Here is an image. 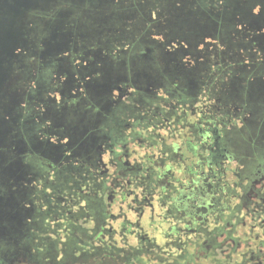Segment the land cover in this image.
I'll return each mask as SVG.
<instances>
[{"label":"flooded vegetation","instance_id":"obj_1","mask_svg":"<svg viewBox=\"0 0 264 264\" xmlns=\"http://www.w3.org/2000/svg\"><path fill=\"white\" fill-rule=\"evenodd\" d=\"M117 3H125L126 10ZM41 4L36 3L38 7ZM53 5L61 9L57 11ZM196 6V0H58L24 13L23 17L34 19L24 30L48 35L34 47L40 52L32 55L33 62H50L55 52H66L72 68L71 44L76 48L78 42L96 51L85 53L78 59L82 64L75 65L78 71H86L81 80L88 82L78 86L82 89L75 88L73 95L64 90L71 81L54 83L51 97L61 90L64 107L58 111L60 116H53L52 126L43 130L49 136L45 141L28 135L35 117L23 121L22 93L10 90L18 81L15 69L20 64V43L11 52L12 76L8 61L0 59V96L4 98L0 104V151L8 144L16 183L24 177L22 153L35 160L41 157L49 176L59 172L64 161V167H73L64 168V173L91 178L99 219L94 224L96 234L83 227V237L115 239L132 259L141 258V264H264V159L258 162L259 169L246 174L237 139L230 136V130L238 132L244 127V120L214 119L199 109L198 98L205 102L209 90L205 88L207 76L196 72L197 66L215 64L207 56L210 41L179 37L196 30L192 20ZM108 7L113 8V14L103 15ZM70 8L91 16L87 24L95 33L113 32L115 41L89 42L85 33L62 32L70 24ZM261 13L259 10L256 15ZM59 18L64 26L53 23ZM76 22L81 19L72 23ZM15 29H23L19 20ZM54 32L62 33L60 46L52 40ZM124 33L131 41L117 42L118 34ZM50 39L53 46L47 50ZM258 47L264 54V48ZM104 49H111L108 63ZM27 96L29 106L33 100L43 103L30 91ZM67 103H72L71 107ZM70 114L78 121L66 125ZM39 121L45 122L44 118ZM175 194L187 199V208L175 202ZM2 230L0 238L5 234ZM21 231L12 240L27 235ZM106 233L111 237L106 239ZM111 257L116 261L121 258L115 252L109 253Z\"/></svg>","mask_w":264,"mask_h":264},{"label":"rangeland","instance_id":"obj_2","mask_svg":"<svg viewBox=\"0 0 264 264\" xmlns=\"http://www.w3.org/2000/svg\"><path fill=\"white\" fill-rule=\"evenodd\" d=\"M57 1L50 0L42 3L39 0L38 3H42L41 7L36 6L35 10L43 9L44 6ZM118 3L121 10H126L123 5L125 3L122 6ZM196 4L197 14L192 19L196 30H192L193 34L180 33L179 37L189 36L191 42L209 43L210 41L209 51L211 53L209 52L207 56L215 64L197 66L196 72L198 75L207 76V87L205 88L209 90L205 95L207 109L204 108L205 102L200 97L198 98L199 109L203 110V115L211 116L214 119H223L228 122L238 118L239 123L244 120V127L242 129L239 127L238 132L230 130V136L237 139L239 152L241 151L245 159L242 170L249 174V171L259 169L257 164L264 159V54L258 47L264 48V0H196ZM53 8L57 11L61 9L55 6ZM226 8L228 12L225 13ZM259 10L262 13L256 15ZM76 11L69 9L71 12L69 14L70 24L62 32L85 33L89 35L86 38L89 42L112 43L115 41L113 32L104 33V35L95 33L92 26L87 24L88 19L92 17L88 18ZM113 12V8L108 7L103 15L113 14ZM79 18L81 19L80 23H72ZM97 18L101 19L102 16L99 15ZM16 20H19V24L23 25V29L18 32L20 64L15 69L18 81L10 90L19 89L22 93V98L25 101L24 106L20 109V113L24 117L23 121L35 117L34 126L30 132H27L28 135L33 139L38 138L45 141L49 136L43 130H48L52 126L53 116H60L58 111H61L62 106L64 107L60 103L59 93L61 90L57 91L55 98L51 97L53 95L51 90L55 87L54 83L59 82L60 79L71 81L70 85H64V90L73 95L75 88L82 89L78 86L88 82L81 80V76L86 75V71H78L75 65L78 63L81 65L82 63L78 59L84 58L85 53L94 52L96 49H89L88 46L83 48L78 42L76 48H72L73 44H71V49L68 52L71 55L69 59L72 68L68 66L65 58L68 55L66 52L64 54L55 52L57 54H53L50 62L48 60L44 63H35L32 55H36V52L39 53L40 50L35 51L34 47L38 48L41 38L48 37V35L40 34L38 31L27 32L24 30L28 21L34 20L32 16L30 18L21 16ZM208 22L211 25L209 29ZM256 22L257 24H255ZM53 23L64 26L60 23V18ZM205 26L207 28L204 30ZM54 34L56 38L52 40L57 41L60 46L62 33L54 32ZM128 36L125 33L118 34L116 40L127 43L131 41L127 38ZM52 40L47 41L45 45L47 50L53 46ZM240 44L253 47V49H242ZM110 50H103L106 63L111 59V56H108ZM0 57L9 62L6 65L9 67L8 71L11 70L10 75L12 76V53H0ZM233 59L237 61H233ZM61 72L63 75L60 74ZM95 79L97 80V78ZM28 91L43 103L33 100L29 106ZM51 99H54L55 103L51 102ZM3 100L4 98L0 96V104ZM78 102L82 103L81 100ZM36 105L39 107H34ZM71 105L72 103L66 104L68 107ZM46 106H48L47 109L44 108ZM85 108L80 111L83 112ZM81 114L79 113V116ZM39 118H44L45 122H40ZM77 121L78 117L70 114L67 116L65 124ZM0 129L2 130L1 126ZM22 135V138L27 141L24 132ZM53 141L58 142L57 140ZM62 143L64 144V141ZM7 145H4L0 151V165L1 160L6 158L4 164L0 166V229H3L2 232L5 233L0 238V261L3 260V264L142 263L141 258L132 259L126 253L128 249L117 244L115 239L109 241L110 233H106V239H108L106 241H92L91 235L83 237L82 233L85 231L83 227L90 230L89 234H96L97 229L94 224L99 219V204L93 195L94 187L91 178L64 173V168L73 169L72 165L64 167V161L61 162L63 165L58 170L59 172L54 171L49 176L47 174L48 167H45V163L39 159L41 157L35 160L30 155L23 157L27 154L22 153L20 158L24 167L21 168V172L24 177L16 183V178L13 177L14 170L11 166L14 164L12 152L9 151ZM57 147L60 149L59 146ZM86 148L85 145L82 146L83 150ZM85 154L87 153L85 152ZM250 157L253 161L250 160ZM56 158L57 161L61 159V157ZM84 158L89 159L90 157ZM77 187L85 193H79L80 189H76ZM173 198L180 207H188L187 199L185 200L178 194H175ZM18 226H22V228ZM20 230L27 235L23 238L20 237L21 239L12 240L17 237L16 234H19ZM111 243L115 247H112ZM111 252H115L121 258L117 261L115 258H109ZM128 259H130L129 262Z\"/></svg>","mask_w":264,"mask_h":264},{"label":"water","instance_id":"obj_3","mask_svg":"<svg viewBox=\"0 0 264 264\" xmlns=\"http://www.w3.org/2000/svg\"><path fill=\"white\" fill-rule=\"evenodd\" d=\"M40 1L43 3L50 0ZM38 2L39 0H0V53L13 52L16 43L20 40L15 29V21L27 11L35 9ZM1 123L0 120V126ZM1 132L0 129V137Z\"/></svg>","mask_w":264,"mask_h":264}]
</instances>
